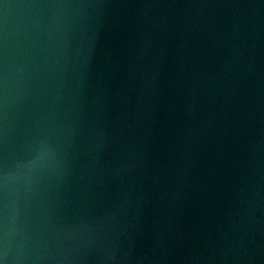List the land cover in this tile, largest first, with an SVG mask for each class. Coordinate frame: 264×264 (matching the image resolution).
<instances>
[{
    "label": "water",
    "instance_id": "95a60500",
    "mask_svg": "<svg viewBox=\"0 0 264 264\" xmlns=\"http://www.w3.org/2000/svg\"><path fill=\"white\" fill-rule=\"evenodd\" d=\"M0 264H264V0H0Z\"/></svg>",
    "mask_w": 264,
    "mask_h": 264
}]
</instances>
